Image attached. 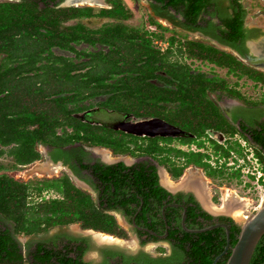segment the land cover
Wrapping results in <instances>:
<instances>
[{"label": "flooded vegetation", "instance_id": "flooded-vegetation-1", "mask_svg": "<svg viewBox=\"0 0 264 264\" xmlns=\"http://www.w3.org/2000/svg\"><path fill=\"white\" fill-rule=\"evenodd\" d=\"M78 1L0 0V3L24 4L43 15L48 11L49 26L41 28L42 32L50 34L48 38L56 36V28L51 24L56 19L55 11L68 10L63 19L59 17V29L66 31L68 38L72 28L81 25L84 29L80 33L83 39L69 40L64 50L51 47V57L48 51L43 50L42 62L36 40L39 35L34 34L33 39L24 43L23 36L16 34L19 61L10 58L7 53L0 55L2 70L18 67L23 61L25 49L37 58L36 71L20 72L23 76L31 77L37 86L43 74L37 68L52 65V60L49 62L47 57L53 59L62 56L74 65L65 81L67 85L90 88L144 87L146 96H130L125 100L123 95L112 97V93L107 92L86 98L78 105L82 111L72 113V117L87 126L99 128V136L106 139L108 145L94 144L87 134L89 129L59 127L57 135L63 139L69 135L78 137V134L79 138L73 143L62 144L63 140L37 143L36 149L41 157L34 163L18 165V168L32 167L33 174L28 180L10 176L7 172L15 169L8 167L0 170V174H7L32 186L28 205L33 208L34 217L52 216L54 212L46 211L45 206L66 201L67 189L73 186L89 197L101 212L115 217L126 236L85 229L80 223L50 228L43 223L40 232L16 235L22 263L70 264L72 259L78 260L82 254V264H185L188 257L180 248L185 234H201L204 232L193 231L216 224H227L231 231L232 224L227 220L222 221V218L232 219L235 225H240L230 216L207 210L196 184L202 185L203 177H209L204 168L188 162L179 153L201 154L190 150L194 145L204 148L210 145L209 149L213 145L226 151L224 145L230 146L232 141L237 144L243 138L256 152L253 138L264 139V100L247 99L231 87L225 77L208 76L196 70L197 66L178 59H191L214 69L226 70V75L246 78L264 87L245 75L236 76L228 68L190 58L187 54L189 46H194L196 51L216 49L234 57L241 66L264 74V44L258 43L262 38L264 40V29L247 22L248 11L243 0H101V4L96 6L79 4ZM117 7L125 10L122 17L106 14L115 12ZM71 9L89 10L92 17L71 18ZM139 12L143 13L140 25H129L133 15ZM98 24L99 27H94ZM119 26L130 31L123 35L131 41L108 31ZM52 28L53 31H50ZM135 49L141 52L142 57V61L136 65L134 62L141 57L134 58ZM55 50L67 53V56L58 55ZM174 54L178 56L172 60ZM183 73L197 79L204 75L219 83L215 90H208L207 99L218 108L221 118L214 120L202 136H197L200 130L198 118L190 117L183 105V89L180 88L183 80L179 78ZM90 100L95 102L90 103ZM73 108V105H68L69 110ZM100 116L108 117V120L116 116L119 121L107 124L97 118ZM143 120H162L167 123L163 130L174 128L175 131L172 136L157 132L141 136L123 130L129 124ZM234 130L238 132L229 134ZM220 136L223 138L220 139ZM118 142L124 145L119 148ZM229 149L236 150V147L230 146ZM204 155L207 157L205 162L213 170L234 173L229 163H208V156ZM175 168H184L181 177L175 178L172 173ZM191 172H199L203 177H193L194 181L184 184ZM206 181L209 182L208 179ZM244 187L251 190L253 186L249 184ZM203 190L215 207L207 188ZM202 211L211 215L212 219L203 218ZM193 215H197L196 220L189 219ZM0 230L13 233L14 228L10 221L0 216ZM95 234H103L101 237L106 240L113 237L116 241L98 244L92 237ZM129 239L135 244V249L122 247ZM147 247L155 251L151 252ZM92 254L96 257L90 258Z\"/></svg>", "mask_w": 264, "mask_h": 264}, {"label": "trees", "instance_id": "trees-1", "mask_svg": "<svg viewBox=\"0 0 264 264\" xmlns=\"http://www.w3.org/2000/svg\"><path fill=\"white\" fill-rule=\"evenodd\" d=\"M69 11L71 18L92 17L89 10L71 9ZM67 12L68 10L64 9L55 11L56 19L54 24H51L56 28V36L55 38H48L50 34L41 31V28L49 26V22H47L50 18L48 11L43 15L24 4L0 3V55L7 53L10 58L18 60L16 34L23 36L24 43L33 39L34 34L39 35V39L36 40L38 41L37 48L39 47L40 62H42L43 52L48 51L50 53L51 47L55 46L64 50L68 47L69 40H82L80 33L84 29L81 25L71 29L70 38L67 37L66 31L59 29V21L66 16ZM106 14L122 17L125 10L122 7H117L115 12H106ZM51 30L53 31V28ZM47 31L49 32V30ZM108 31L118 34L120 38H127L128 41H131L123 35L130 31L122 26L110 28ZM45 47L46 49H44ZM24 53L25 55L22 56L23 61L19 63L18 67L2 70L3 68L0 66V146L8 148L6 154L14 159L11 169L16 170L18 165L30 164L38 160L41 155L36 149L37 143L48 144L62 140V144L73 143L76 138H79V134L78 137L69 135L64 140L63 137L57 135V128L59 127L76 126L89 129L87 134L94 144H107L106 139L99 136L97 131L99 128L87 126L72 117V113L82 111V108L78 105L86 98L107 92L112 93V97L123 95L125 100L130 96H146L144 87L90 88L88 86L67 85L65 81L70 76L69 74L74 65L62 56H55L53 59L47 57L46 60L49 62L52 60V65L37 68L38 71H43L39 78L40 85L37 86V82H33L31 77L23 76L20 72L21 70L24 73L36 71L37 58L31 55L32 52L27 53L25 49ZM187 54L190 58L206 60L228 68L229 72L236 76L245 75L264 86V74L241 66L234 57L231 58L216 49L196 51L194 46H189ZM140 57L141 52L135 49L134 58ZM138 61H142V57L140 60H136L134 65ZM27 66H29L28 70L26 69ZM179 78L183 80L182 87L180 86L183 89L181 94L183 105L188 109L190 117L198 118L200 130L197 136H202L205 129L209 128L214 120L221 118L218 108L207 99L208 90H215L219 83L216 82L217 80L208 79L204 75L197 79L193 75L183 73ZM52 81H55V83L52 84ZM195 81H198V83ZM61 82L64 84H61ZM197 84L198 86L195 87ZM69 104L73 105L74 108L69 110ZM53 106L54 108H52ZM50 107L52 110H50ZM237 132V130H234L229 134L234 135ZM252 142L257 148L258 157L264 163V139L253 138ZM109 145L113 146L112 144ZM118 145L120 148L124 144L118 142ZM116 152L124 151L117 150ZM3 153L1 151L0 155ZM179 154L185 156L188 162H194L197 166L204 168L207 177L210 179L223 178L226 174L224 170H213L205 162L207 157L204 154L185 152ZM4 169L6 167L0 166V170ZM183 172L184 168H175L172 171L175 178L181 177ZM230 177L239 179L240 173H231ZM31 187V185L21 183L7 174H0V216L10 221L14 228L13 233L10 230H0V264H23V258L19 253L15 237L17 234L32 235L40 232L43 230L40 229L43 223L46 224L47 228L62 224L80 223L85 229H92L118 237L126 236L115 217L101 212L89 197L73 186H69L67 189L66 201L45 206L46 211L54 212L52 216L34 217V210L28 205V197L32 193ZM215 201H218V199H215ZM201 216L206 220L212 219L211 215L203 211ZM192 218L196 220L197 215H193L189 219ZM226 220L232 224L230 231L231 247L229 252L217 264H227L231 250L236 245L241 232V227L235 225L232 219L222 218V221ZM226 245V231L218 228L197 235L185 234L180 248L187 255L188 264H213L215 259L224 252ZM70 264H82V254L79 255L78 260L72 259ZM251 264H264V236L256 248Z\"/></svg>", "mask_w": 264, "mask_h": 264}, {"label": "rangeland", "instance_id": "rangeland-1", "mask_svg": "<svg viewBox=\"0 0 264 264\" xmlns=\"http://www.w3.org/2000/svg\"><path fill=\"white\" fill-rule=\"evenodd\" d=\"M126 1L128 2V0ZM243 4L245 5L248 11L247 22L251 25L258 24L264 29V1L262 0H243ZM142 15L143 13H140V12L134 14L133 15L134 18L131 21H129L128 24L137 25V26L140 25V23L142 22L141 20ZM94 27H99V24L96 26L94 25ZM262 42L264 44L263 38L260 41H258V43L260 44H262ZM55 53L58 55L67 56L66 55L67 53H62L61 51H58V50H55ZM177 56H178L177 54H174V56L172 57V60L177 59ZM178 60H181L187 64H191L194 67L197 66L196 70L204 72L208 76L218 75V76L225 77L229 85L231 87L236 88L238 91H240V93L247 99H250V100L253 99L254 101L264 100V87L255 85L252 81L246 78L234 77V76H230L229 74L226 75V70L214 69L211 66L201 63V62L200 63L192 62L191 59L184 58V59H178ZM228 101L231 102L230 100ZM93 102L95 101L90 100V103H93ZM97 118H99L102 122L107 123V124H113L119 121V117H116V116L109 118L110 120L107 119L108 117L106 118V117L100 116ZM230 146L235 147L236 146L235 142L232 141ZM209 147L211 146L209 145ZM209 147L205 146V149H209ZM212 149L219 150L218 146H213V145H212ZM7 150L8 148H3L0 146V152L1 151L4 152L2 155H0V166L11 168L13 166L14 159L11 156L6 154ZM231 173H232L231 171L226 172L223 178H216V179L207 178L209 182H207L206 181L207 179L203 177L199 172L195 173L196 174L195 177L196 178L203 177L205 182L202 181V186L203 188H207V192H209L208 194L210 195L212 201L215 202L214 204L216 205L215 207L217 208V210L215 211L217 212H213L207 209L206 207L205 208L211 213H217V215L222 214V215L230 216L233 219H235V221L241 226L244 224V222L249 216H251L253 213H255L259 209L261 203L264 200V189L260 188L258 190H255L254 188H256L257 186L253 185V187L250 190V188L244 187V184L242 183L241 178L236 179L234 177H230ZM7 174H9L12 177H15L16 179L24 178V180H28L29 176L32 175L33 172H32L31 166H26L23 168H18V170H10L7 172ZM189 178L190 180H188ZM192 178L193 177L191 176V173H189L187 177L185 178L186 180L184 184L191 181ZM227 195H231V197L234 200L236 199L237 201L241 202L240 206H241V210L243 211V214L241 217L237 218L235 217L234 213L229 212V211L227 212L223 209V206H222L224 205L223 201ZM215 199H218V201H215ZM106 236H109V235H106ZM92 237L94 241L98 244L104 243L102 242L103 240L108 241V242L116 241L112 236H110L112 237V239H108V240L103 239L101 236L98 237L97 234L92 235ZM127 246L134 247V249L136 247L133 241L130 239H129V242H127L126 244H122V247L125 249H127ZM147 248L151 252L155 251L152 247H147Z\"/></svg>", "mask_w": 264, "mask_h": 264}, {"label": "water", "instance_id": "water-1", "mask_svg": "<svg viewBox=\"0 0 264 264\" xmlns=\"http://www.w3.org/2000/svg\"><path fill=\"white\" fill-rule=\"evenodd\" d=\"M167 123L162 120H143L140 123L129 124L123 130L127 133L139 134L141 136L147 135L149 132H157L160 134H168L172 136L174 128L169 130H163ZM223 137L220 136V139ZM241 227V232L238 237L236 245L232 248L230 257L227 264H251L252 258L256 251V248L264 236V200L261 203L259 209L249 216ZM217 228H224L227 234V245L224 252L219 255L213 264H217L218 261L226 255L231 247V232L227 224H216L207 229L193 232H205L214 230ZM191 232V231H190Z\"/></svg>", "mask_w": 264, "mask_h": 264}, {"label": "built area", "instance_id": "built-area-1", "mask_svg": "<svg viewBox=\"0 0 264 264\" xmlns=\"http://www.w3.org/2000/svg\"><path fill=\"white\" fill-rule=\"evenodd\" d=\"M228 145L223 146L226 151L205 149L198 145L191 146L190 150L206 154L208 163H229L234 172L240 173L244 186L251 184L257 186L255 190L264 189V165L255 149L243 139L238 140L236 150H230Z\"/></svg>", "mask_w": 264, "mask_h": 264}, {"label": "bare ground", "instance_id": "bare-ground-1", "mask_svg": "<svg viewBox=\"0 0 264 264\" xmlns=\"http://www.w3.org/2000/svg\"><path fill=\"white\" fill-rule=\"evenodd\" d=\"M75 2H77V0H75ZM78 3L79 4H89V5H91V6H96V5H100L101 4V0H80V1H78ZM111 161V160H110ZM196 172H191V176L192 177H195L196 176V174H195ZM195 174V175H194ZM189 182H191V181H189ZM196 186H197V188H198V192L200 193V196H201V199H202V201H203V203H204V205L208 208V209H210V210H212V211H214V210H217V208H215V207H213L211 204H210V202H209V200H208V198H207V196L205 195V193H204V190H203V188H202V185L200 184V183H198V184H196ZM234 197V196H233ZM241 202H239V201H237L236 199L234 200L232 197H231V195H227L226 197H225V199H224V205H223V209L225 210V211H229V212H232V213H234L235 214V217H241L242 216V214H243V211L241 210ZM99 236H101V235H99L98 234V237ZM104 241V240H103Z\"/></svg>", "mask_w": 264, "mask_h": 264}, {"label": "crops", "instance_id": "crops-1", "mask_svg": "<svg viewBox=\"0 0 264 264\" xmlns=\"http://www.w3.org/2000/svg\"><path fill=\"white\" fill-rule=\"evenodd\" d=\"M93 257H96V255L94 256V254H92L90 258H93Z\"/></svg>", "mask_w": 264, "mask_h": 264}]
</instances>
